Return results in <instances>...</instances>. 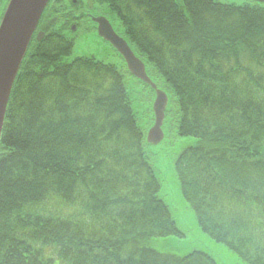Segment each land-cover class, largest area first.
Returning a JSON list of instances; mask_svg holds the SVG:
<instances>
[{
    "label": "trees",
    "instance_id": "1",
    "mask_svg": "<svg viewBox=\"0 0 264 264\" xmlns=\"http://www.w3.org/2000/svg\"><path fill=\"white\" fill-rule=\"evenodd\" d=\"M125 7L126 36L173 92L179 135L196 139L175 170L199 226L246 264H264V7ZM74 40L48 35L12 89L0 142V264H217L205 251L150 244L185 233L159 195L121 70L94 55L69 59Z\"/></svg>",
    "mask_w": 264,
    "mask_h": 264
},
{
    "label": "rangeland",
    "instance_id": "2",
    "mask_svg": "<svg viewBox=\"0 0 264 264\" xmlns=\"http://www.w3.org/2000/svg\"><path fill=\"white\" fill-rule=\"evenodd\" d=\"M9 0H0V21ZM223 3H240V0H220ZM93 29L82 28L75 38L74 48L69 59L76 56L94 55L97 59L107 63H113L121 70L125 85L130 94L131 103L136 111L139 125L145 134L144 147L148 160L154 167L160 181V197L167 203L173 219L179 229L185 233L184 237L167 236L153 238L150 244L164 253L180 256L187 255L195 250L205 251L211 254L217 264H246L237 253L226 244L218 242L199 226L196 214L183 196L180 181L175 170V162L179 154L187 147L196 142L192 136H182L178 133V110L172 90L164 78L155 75L161 87L170 98L165 128V138L161 143L151 144L147 140L148 132L153 120V102L156 97L155 91L149 85L144 84L124 66L123 60L112 54L108 46L98 42V38L92 34ZM150 70L151 65L147 63ZM152 74V70H150Z\"/></svg>",
    "mask_w": 264,
    "mask_h": 264
},
{
    "label": "water",
    "instance_id": "3",
    "mask_svg": "<svg viewBox=\"0 0 264 264\" xmlns=\"http://www.w3.org/2000/svg\"><path fill=\"white\" fill-rule=\"evenodd\" d=\"M50 0H9L0 23V142L6 112L14 83L26 56L42 14ZM109 40L124 58L127 68L136 78L148 84L156 93L152 110L154 122L147 140L158 144L165 138L164 122L170 106L168 94L160 89L148 73V67L122 36L110 27ZM101 34V32H100Z\"/></svg>",
    "mask_w": 264,
    "mask_h": 264
},
{
    "label": "flooded vegetation",
    "instance_id": "4",
    "mask_svg": "<svg viewBox=\"0 0 264 264\" xmlns=\"http://www.w3.org/2000/svg\"><path fill=\"white\" fill-rule=\"evenodd\" d=\"M126 1L50 0L33 35L26 56L33 47H39V44L43 46L41 45L42 42L50 34L75 39L84 28L87 30L93 29L92 34L98 38V42L106 44L112 54L123 60L122 55L107 39H111L110 36L113 33L111 27L113 31L128 41L127 36L124 34L126 28L122 19L126 11ZM243 2L264 7V0H240V3Z\"/></svg>",
    "mask_w": 264,
    "mask_h": 264
}]
</instances>
